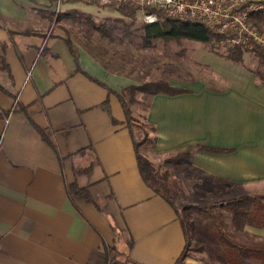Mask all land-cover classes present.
<instances>
[{
    "label": "crops",
    "instance_id": "0c3cea01",
    "mask_svg": "<svg viewBox=\"0 0 264 264\" xmlns=\"http://www.w3.org/2000/svg\"><path fill=\"white\" fill-rule=\"evenodd\" d=\"M79 6L90 8L64 0L58 14ZM56 8L57 0H0L8 65L0 70V264H100L110 248L123 264H174L181 225L141 180L117 96L140 82L69 39L75 62L66 37L50 32ZM213 71L222 87L170 79L185 91L150 97L143 121L155 140L139 152L155 164L206 146L213 150L182 160V173L233 187L263 183L264 84L228 61Z\"/></svg>",
    "mask_w": 264,
    "mask_h": 264
},
{
    "label": "rangeland",
    "instance_id": "374dc122",
    "mask_svg": "<svg viewBox=\"0 0 264 264\" xmlns=\"http://www.w3.org/2000/svg\"><path fill=\"white\" fill-rule=\"evenodd\" d=\"M76 11L81 13L82 17H77L75 21L58 14L56 20H52L50 32L58 33L83 45V48L109 71L131 77L140 83L167 82L173 79L192 83L201 81L211 88L223 86V81L213 71L215 64L225 61L219 57L224 50L222 44L208 45L186 39H172L156 40L152 43V47L148 48L143 46L141 39L140 30L143 22L138 18L139 15L135 20H130L118 15L112 9L98 6L93 8L79 6ZM256 25L264 35V19L262 22L258 21ZM98 27L101 30H98ZM239 66L249 70L255 69L257 64L253 55L246 51L243 55V63ZM149 99V96L143 93H136V102L126 103L137 128L135 130L140 140H143V146L151 144V131L143 121ZM150 144L146 148H151ZM172 158L171 163L166 164V168L169 170L170 184L179 192L178 209L190 239L188 255L183 263L191 264L195 260V264H215L219 245L206 230L203 219L183 208L206 206L244 194H264V182L233 187L208 180L195 172L182 173L179 166L182 159L176 154L163 158L155 164L151 163L154 166L163 165L165 160ZM236 237L241 243L264 247L262 231L246 228Z\"/></svg>",
    "mask_w": 264,
    "mask_h": 264
},
{
    "label": "trees",
    "instance_id": "16d2710c",
    "mask_svg": "<svg viewBox=\"0 0 264 264\" xmlns=\"http://www.w3.org/2000/svg\"><path fill=\"white\" fill-rule=\"evenodd\" d=\"M64 1V0H61ZM70 3H82L88 6H98L95 3L87 0H67ZM256 4L262 5L263 8L251 14L250 18L256 25L258 21L264 19V1H257ZM102 8H109L130 20H135L139 13V9L129 5H122L118 7H106L98 6ZM63 17H69L72 21H75L77 17H82V14L76 10L66 11ZM157 21L152 24H142L141 26V39L143 46L152 47V43L156 40H172V39H186L194 42L204 43L210 45L211 43H220L223 36L219 35L214 28L203 25L193 20H178L165 17L162 13H157ZM101 30L100 27L97 28ZM27 34L28 32H24ZM64 41L68 45L75 62H77L78 55L76 49L70 43L68 38ZM214 44V45H216ZM212 45V44H211ZM224 50L219 56L225 61L241 65L243 63L244 52L249 51L256 61V68L249 69L256 78L257 83L264 84V46L261 44H236L228 45L222 44ZM250 46V49H248ZM96 59V58H95ZM98 61V60H97ZM3 57H0V70L8 72V65ZM183 89L171 87L167 82H147L140 83L139 85H132L125 87L121 90L120 94H117L121 105L123 107L125 116V125L129 131L135 153V159L137 168L143 181L154 194L162 198L175 213L185 240L184 248L175 261L174 264H184V260L188 255L190 248V239L188 231L184 225V221L180 216L178 209V203L180 201V195L177 189L173 188L169 180V170L166 168V164L171 163L172 159L165 160L163 165L154 166L147 158L143 157L139 152L140 146L143 144V140H140L137 134L133 117L130 116V109L127 106V102L134 103L135 94L143 93L152 97L155 94L166 95H178L184 92ZM107 108V104H104ZM151 132L154 133L153 127L146 124ZM136 129V130H135ZM38 132L44 138L43 133L40 130ZM155 138H151V142ZM213 149L206 146H196L194 151ZM194 151L177 153L176 156L182 160H188L191 158ZM70 192L79 198L88 200V194L85 189H79L75 184L70 186ZM196 213L204 221L206 230L210 233L211 238L219 245L218 255L215 259V264H264V247L248 245L241 243L237 240V235L244 232L246 228L264 230V194L257 195H240L229 199H223L221 201L213 202L206 206H188L183 208ZM102 264H123L126 260V256L118 253L114 249H105L103 252Z\"/></svg>",
    "mask_w": 264,
    "mask_h": 264
},
{
    "label": "built area",
    "instance_id": "2783aa9c",
    "mask_svg": "<svg viewBox=\"0 0 264 264\" xmlns=\"http://www.w3.org/2000/svg\"><path fill=\"white\" fill-rule=\"evenodd\" d=\"M98 6L118 7L129 5L139 9L144 24L157 21V13L178 20H193L212 27L223 36L220 44H261L264 35L253 25L251 14L261 10L259 0H87ZM57 0L56 16L59 13ZM250 49V46H248Z\"/></svg>",
    "mask_w": 264,
    "mask_h": 264
}]
</instances>
